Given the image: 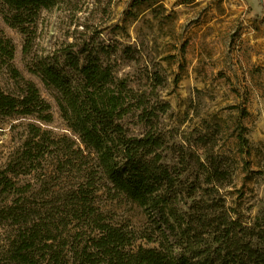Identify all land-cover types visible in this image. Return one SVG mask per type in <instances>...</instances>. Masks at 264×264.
Instances as JSON below:
<instances>
[{"label":"trees","instance_id":"16d2710c","mask_svg":"<svg viewBox=\"0 0 264 264\" xmlns=\"http://www.w3.org/2000/svg\"><path fill=\"white\" fill-rule=\"evenodd\" d=\"M87 1L0 0V15L24 35L25 57L43 11L59 9L75 22ZM98 34L78 22L71 41L26 65L50 91L75 139H56L32 125L22 153L0 172V227H6L0 264H264V222L249 226L235 219L221 193L232 183L234 162L216 152L219 129L205 122L202 130L179 138L175 130L159 127L161 114L172 108L158 91L167 77L155 70L144 78L150 84L143 80L133 87L142 78L119 72L135 61L137 48ZM15 52L12 40L0 34V62L18 86L7 92L0 85V117L49 124L52 105L16 68ZM129 122L143 133L132 134ZM239 139L246 141L243 134ZM51 147L58 178L77 171L75 181L60 191L47 184L41 203L11 197L25 191L9 175L18 174V167L29 174ZM102 189L146 210L163 236L159 248L129 250L135 233L100 213L96 199ZM143 236L154 241L153 235Z\"/></svg>","mask_w":264,"mask_h":264},{"label":"rangeland","instance_id":"374dc122","mask_svg":"<svg viewBox=\"0 0 264 264\" xmlns=\"http://www.w3.org/2000/svg\"><path fill=\"white\" fill-rule=\"evenodd\" d=\"M87 2L75 22L59 9L43 11L34 28L31 53L25 57L22 54L24 35L9 27L0 15V34L11 39L16 49L13 63L26 80L38 85L42 96L51 103L54 117L49 124L33 117H0V172L22 153L32 125L41 127L42 132L48 131L56 139L63 136L75 139L50 91L28 72L26 65L36 55L47 54L71 41V33L80 22L101 38L109 34L137 48L135 61L119 72L120 77L142 78L131 84L133 87L138 88L143 80L150 84L144 78L155 70L167 77L166 85L158 91L161 100L169 102L172 108L167 114H161L159 127L175 130L179 138L195 129L202 130L205 122L214 130L219 129L216 152L234 162L232 183L221 190L226 206L245 225L264 222V0ZM117 26L124 27L126 32L114 30ZM201 49L205 51V58L197 61L196 55L201 54ZM188 54H193V58L190 55L188 58ZM1 63V87L7 92L17 91L16 81ZM131 123L128 125L131 133L141 135L143 127ZM240 134L245 142L239 139ZM56 154L51 147L41 164L36 162L29 174H24L26 170L22 167L17 168L18 174H10L17 187L25 191L17 198L14 193L11 197L41 203L39 193L47 184L50 188L58 185L60 188L54 191H60L68 181H75L77 171L66 172L61 180L58 178L54 171ZM96 203L111 223L135 233L136 239L129 250L136 251L140 246L159 248L158 241L163 236L144 208L123 196L113 199L105 189L97 193ZM5 230L6 227H0V244ZM146 234L153 235L154 241L141 238Z\"/></svg>","mask_w":264,"mask_h":264},{"label":"crops","instance_id":"0c3cea01","mask_svg":"<svg viewBox=\"0 0 264 264\" xmlns=\"http://www.w3.org/2000/svg\"><path fill=\"white\" fill-rule=\"evenodd\" d=\"M205 52V51H204ZM204 52L202 51V49H201V51H200V55L199 54H197L196 55V60L198 61V60H202V59H204L205 58V55H204ZM191 54V53H190ZM190 54H188V58H189V55ZM192 58H193V54L192 55H190ZM215 58V57H214ZM213 58V59H214ZM216 59V58H215ZM193 66V65H192ZM195 71H196V67H195Z\"/></svg>","mask_w":264,"mask_h":264}]
</instances>
